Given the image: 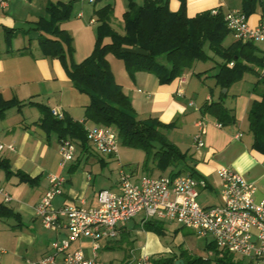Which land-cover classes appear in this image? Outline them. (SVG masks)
Wrapping results in <instances>:
<instances>
[{
	"label": "crops",
	"instance_id": "obj_1",
	"mask_svg": "<svg viewBox=\"0 0 264 264\" xmlns=\"http://www.w3.org/2000/svg\"><path fill=\"white\" fill-rule=\"evenodd\" d=\"M48 1L72 2L74 10L72 18L61 21L59 26L73 36L79 31L85 34V38L80 36L78 47L73 43L74 55L76 52L79 53L78 48L80 49L79 55L74 59L75 62L81 61L91 52L94 35L88 28L93 26L95 29L96 23L90 21L94 20V6L88 0H5V6H0V94L4 98L14 96L19 100L42 103L50 109L59 110L62 115L72 120L90 124L84 120L88 96L72 85L57 58L41 54L37 32H27L24 29V26L33 27L34 21L47 15L45 6ZM179 5V0H168V7L172 11L177 10ZM241 5L242 0H185V11L188 16H193L205 9L221 8L226 11L241 8ZM124 10V0H113L112 26L119 32L123 31ZM261 10L262 7L259 5L247 16L250 26L257 23ZM3 28L13 30L8 49ZM262 44V47H258L264 53V42ZM106 59L115 81L130 98L139 118L151 116L165 123L176 119L177 126L166 132L167 137L182 151H188L192 155L195 169L207 181V188L217 191L218 201L215 204L220 203V185L216 174L220 166H227L242 174L254 183L256 187L254 198L256 200L264 198V155L252 149V136L248 131L247 121V110L251 101L260 99L259 95L252 92L255 75L245 74L229 88L228 95L223 98V104L233 110L236 121L233 124L218 126L213 116L200 112V107L205 102L218 100L219 93L223 92L214 85L212 75L216 69L212 71L211 79H205L206 74L196 75L199 71H196L194 63L190 69L185 70L170 83L160 84L154 75L144 71L136 72L130 77L123 62L112 54H107ZM39 117L40 113L35 105L25 104L19 110L15 107L8 109L5 116L0 119V144L4 145L0 149V158L7 159L9 169L13 173L6 177L4 171L0 169V186L11 196L10 201L4 202L0 194V202L10 206L20 215V221L15 219L16 223L9 224L8 227L13 226L19 231L14 237V255L19 247L24 245L26 252L30 249L32 255L28 259L38 258L48 252L51 240L57 236L55 232L43 226V233L32 229L36 222L40 223L33 213V207L48 187L50 173L65 177L61 193L52 200L54 207L69 202L79 203L80 200H83L85 206H96L98 190L102 188L114 190L117 187V182L107 185L106 176L96 178V174L101 173V168L106 163L105 158L114 155L97 153L89 142L87 150H81L74 142L73 160L65 166H60L58 137L56 133H46L38 123ZM198 120H202L205 125L201 147H196L192 139ZM169 136H175L176 139H170ZM187 139L190 140L189 143ZM180 144L184 147H180ZM7 145H11L12 149ZM120 163L118 161L119 165ZM17 171L36 178L35 182L32 184L20 182L14 175ZM160 174L164 173L156 176ZM133 175L139 176L134 172ZM137 216L121 225L117 238L102 247L103 249L128 247L132 254L136 251L137 255L131 256L135 261L132 262L129 256L125 257V261H131L129 264H141L137 261L141 255L151 258L166 250L156 234L141 228V216L136 218ZM26 219L32 222L25 225L23 222ZM210 241L211 237L206 242ZM168 250L169 253L174 252L171 248ZM17 258L23 261L16 264H23L27 259L22 256ZM249 260L252 259L247 258L244 261ZM252 261L254 264L264 263Z\"/></svg>",
	"mask_w": 264,
	"mask_h": 264
},
{
	"label": "trees",
	"instance_id": "obj_2",
	"mask_svg": "<svg viewBox=\"0 0 264 264\" xmlns=\"http://www.w3.org/2000/svg\"><path fill=\"white\" fill-rule=\"evenodd\" d=\"M124 2L122 32L112 26L113 0L91 2L96 23L94 44L89 55L79 62L72 58L70 35L59 27V23L71 14V1H48L45 6L47 15L39 17L31 27L37 31L41 54L57 58L72 85L88 96L84 120L90 124L114 128L120 145L144 151V166L151 158L152 169L160 173L168 169L167 174L171 176L187 174L201 177L195 169L192 155L182 151L167 137L166 132L177 126L176 119L165 123L151 116L139 118L130 98L115 81L106 55L112 54L120 59L130 77L144 71L154 75L160 84L170 83L197 61H214V85L227 91L220 92L218 100L205 102L200 107L201 114L213 116L220 126L235 123L233 110L223 104V98L228 95L229 88L245 74L255 75L252 92L259 95L260 99L251 101L248 107V131L252 136V149L264 155V53L257 44L233 38L224 46L222 42L230 30L224 20L225 11L221 8H216L215 13L205 9L188 16L185 0H179V8L175 11L169 9L168 0ZM256 4L257 0H242L240 9L248 16L255 11ZM259 5L264 8L263 3L259 2ZM3 31L8 49L13 30L3 28ZM201 74L196 73L197 76ZM25 104L38 108V123L47 134L56 133L58 140L69 138L81 150L88 149L84 122L72 120L66 115L57 118L42 103L23 101L14 96L4 98L0 94V119L8 109L15 107L19 110ZM0 169L6 177L13 175L7 159L0 158ZM14 175L20 182L28 184L36 180L22 171ZM9 217L20 221L19 213L0 202V220ZM141 228L160 236L165 231V220L147 219L141 223ZM205 250L208 254L201 256L180 247L168 256L149 258L147 264H174L177 259H182L183 264H254L252 260L244 261L238 254L217 248L212 241L206 242ZM120 264H129V261Z\"/></svg>",
	"mask_w": 264,
	"mask_h": 264
},
{
	"label": "built area",
	"instance_id": "obj_3",
	"mask_svg": "<svg viewBox=\"0 0 264 264\" xmlns=\"http://www.w3.org/2000/svg\"><path fill=\"white\" fill-rule=\"evenodd\" d=\"M259 2L264 4V0ZM0 6H5V0H0ZM211 12L215 13L216 8ZM224 20L233 38L242 42H264V8L253 26L240 8L226 10ZM51 113L57 118L63 116L55 108ZM84 129L97 153L117 155L119 140L114 128L85 124ZM204 129L203 121L198 120L193 134L196 147L203 145ZM3 147L0 144V149ZM7 147L12 149L11 145ZM58 153L60 166H65L74 158V142L69 138L59 139ZM216 174L220 185L219 204L198 203V188H207L203 177L167 173L134 177L133 173L120 169L116 189L98 190L96 206H85L80 200L54 207L52 200L61 193L65 177L50 173L48 187L33 207V213L45 229L57 236L51 240L48 252L35 259L27 258L23 264H101L97 250L117 238L120 226L139 213L141 223L147 219L175 221L198 235H209L219 249L264 262V198L256 200L254 183L231 168L220 166ZM0 194L4 202L11 200L1 186ZM76 241L79 243L73 246ZM3 253L5 249L0 248V259ZM148 260L146 255L137 259L141 264H147Z\"/></svg>",
	"mask_w": 264,
	"mask_h": 264
},
{
	"label": "rangeland",
	"instance_id": "obj_4",
	"mask_svg": "<svg viewBox=\"0 0 264 264\" xmlns=\"http://www.w3.org/2000/svg\"><path fill=\"white\" fill-rule=\"evenodd\" d=\"M53 2V1H52ZM257 7L259 6V2L257 0ZM256 7V8H257ZM74 13L73 7L71 14L69 16L70 19L72 18V15ZM25 31H33L37 32L34 29H31L30 26H24ZM61 28V26H59ZM93 32L94 38H95V29L93 26H90L88 28ZM68 33V32H67ZM74 33V31H73ZM37 34V33H36ZM69 34V33H68ZM70 35V34H69ZM82 35L83 38H85V34H81V32H75L74 36L71 34V45L73 47V43L78 47L79 45V38ZM74 37V38H73ZM73 39L74 42H73ZM233 40V35L230 32L225 39L223 40L222 44L224 46L228 45L231 41ZM35 44V43H34ZM257 46L262 47V43H256ZM74 49V48H73ZM207 53L210 54L207 48H205ZM78 51L80 53V49L78 48ZM74 53V50H73ZM78 52L75 53V55H72L73 60L77 55H79ZM82 59V58H81ZM215 60H218L217 57H214ZM75 61V60H74ZM196 64V71L201 72L202 74H206L207 76L205 79H211V73L215 68H212V66L215 65L214 61H197L195 62ZM222 90V89H221ZM80 92V91H79ZM170 139H176L175 136H169ZM193 139V138H192ZM188 143L190 142L189 139ZM180 147H184L181 146ZM118 156L114 157H107L106 163L103 168H101V173L96 174V178L100 179L101 176H106L107 177V185L109 183H114L117 182L118 176H119V171L122 169L124 172H131L135 173L137 175H148V176H156V174H159L160 172L156 169H152L153 163L152 159L149 158L147 161V165L144 166L143 163L145 162V153L141 149H135V148H130L126 146H122L119 143L118 146ZM118 161H120V165L118 164ZM80 170V167L78 168ZM164 173H168V169L164 171ZM199 195L197 197V201L199 204L204 205V204H215L218 201L217 197V191L216 190H211L208 188H198ZM141 216V213L138 214L136 218H139ZM32 221L30 220H25L23 223L25 225H29ZM16 223V220L12 217L5 218L4 220H0V247H4L6 249V252L1 255V260L0 264H16L20 263L21 259H18L17 257H26L30 258L32 257L30 253V249L28 252H26V249L24 245L20 246L19 249L17 250V253L14 255V237L17 235L19 232L18 230H15L13 226L8 227L9 224H14ZM24 229V228H23ZM33 231H38L40 233H43V227L41 223L36 222L34 227H32ZM177 229V230H176ZM160 240L162 241V244L165 246V251L157 256H168L169 255V250L168 249H173L174 251H177L180 247L187 249L190 253L195 254V255H201V256H206L208 252L205 250V242L210 238L209 235L207 236H201L198 235L194 230L190 228H186L181 226L180 224L176 223L175 221H170V220H165V231L164 234L158 236ZM79 242L76 241L73 246H76ZM205 243V244H204ZM32 251V250H31ZM98 253V259L100 260L101 264H120L125 261V257L129 256L131 260L132 255H137V252L135 251L134 254L129 251L128 247H113V248H100L97 250ZM154 256V257H157ZM133 258V257H132ZM247 259L246 257H242ZM137 264V263H134Z\"/></svg>",
	"mask_w": 264,
	"mask_h": 264
},
{
	"label": "water",
	"instance_id": "obj_5",
	"mask_svg": "<svg viewBox=\"0 0 264 264\" xmlns=\"http://www.w3.org/2000/svg\"><path fill=\"white\" fill-rule=\"evenodd\" d=\"M225 90H226L225 88L222 89L223 92H225ZM174 264H183V260L177 259V260H175ZM262 264H264V263H262Z\"/></svg>",
	"mask_w": 264,
	"mask_h": 264
}]
</instances>
